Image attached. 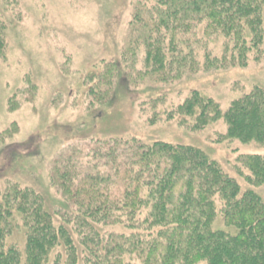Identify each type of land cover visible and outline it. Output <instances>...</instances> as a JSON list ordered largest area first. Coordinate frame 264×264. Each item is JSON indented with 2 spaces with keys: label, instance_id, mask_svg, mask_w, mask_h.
<instances>
[{
  "label": "trees",
  "instance_id": "16d2710c",
  "mask_svg": "<svg viewBox=\"0 0 264 264\" xmlns=\"http://www.w3.org/2000/svg\"><path fill=\"white\" fill-rule=\"evenodd\" d=\"M146 3L134 10L133 42L162 79L196 64L197 26L207 67L246 65L262 42L264 0ZM166 114L195 129L221 118L225 139L264 148V87L224 111L193 91ZM236 164L251 187L191 145L111 138L74 147L51 162L54 205L29 186L0 188V264H264V199L252 188L264 186V153ZM217 217L223 228L212 227ZM18 229L23 252L4 243Z\"/></svg>",
  "mask_w": 264,
  "mask_h": 264
},
{
  "label": "rangeland",
  "instance_id": "374dc122",
  "mask_svg": "<svg viewBox=\"0 0 264 264\" xmlns=\"http://www.w3.org/2000/svg\"><path fill=\"white\" fill-rule=\"evenodd\" d=\"M146 0H0V188L32 187L56 202L49 169L74 147L111 138L164 141L203 150L242 189L241 154L264 153L255 142L225 139L218 118L202 128L166 111L193 91L221 111L254 87H264L263 38L246 65H201V34L192 41L196 64L162 79L151 72L141 40L134 43L135 8ZM211 47V45H210ZM212 48V47H211ZM214 53L217 51L213 50ZM86 150V149H85ZM82 161H86L83 158ZM264 199V186L252 187ZM212 227L223 228L217 217ZM23 229L4 238L23 252Z\"/></svg>",
  "mask_w": 264,
  "mask_h": 264
}]
</instances>
